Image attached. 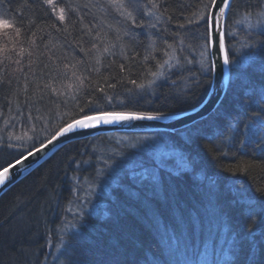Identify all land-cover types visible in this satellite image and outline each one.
Listing matches in <instances>:
<instances>
[{
    "label": "trees",
    "instance_id": "obj_1",
    "mask_svg": "<svg viewBox=\"0 0 264 264\" xmlns=\"http://www.w3.org/2000/svg\"><path fill=\"white\" fill-rule=\"evenodd\" d=\"M212 2L0 0V170L88 115L197 106ZM263 6L231 3L210 115L69 142L0 195V264H264Z\"/></svg>",
    "mask_w": 264,
    "mask_h": 264
},
{
    "label": "water",
    "instance_id": "obj_2",
    "mask_svg": "<svg viewBox=\"0 0 264 264\" xmlns=\"http://www.w3.org/2000/svg\"><path fill=\"white\" fill-rule=\"evenodd\" d=\"M232 1L233 0H225V2L228 3L229 6L228 8L224 9V14L222 18L220 17L219 11L220 8L223 7V5L221 4V0H213L211 4L208 18L209 41L217 38L218 36L219 40L223 42L224 50L221 51L219 44H216L214 46H210L209 44V54L212 65V81L209 91L207 92L205 98L197 106L183 112L167 115L134 113L137 115L158 117L157 119L151 120L133 119L116 123H96L94 121L88 122V127L77 126L72 131L65 132L63 135H58L61 132V129L48 140L43 142L41 145L27 151L17 160L4 167L9 169V173L4 183L0 184V195H2L13 184L22 179L33 169L43 163L46 159L52 156L58 149H60L62 146L66 145L69 142L105 132L155 134L159 131H176L210 115L222 101L230 80V67L229 63H224V55L225 53L227 54L225 43V21ZM217 19H219L221 25V30L219 32L214 27ZM100 114L104 113H98L88 116ZM85 117L78 120H82ZM74 122L70 124H73ZM49 141H51V143H49ZM37 149H39V151H37ZM29 153H31V155H29ZM17 161H21V163L17 164ZM3 169H1L0 171H3Z\"/></svg>",
    "mask_w": 264,
    "mask_h": 264
},
{
    "label": "snow or ice",
    "instance_id": "obj_3",
    "mask_svg": "<svg viewBox=\"0 0 264 264\" xmlns=\"http://www.w3.org/2000/svg\"><path fill=\"white\" fill-rule=\"evenodd\" d=\"M221 4L223 5L222 8H220V17H223L224 14V9L228 8V3L225 2V0H221ZM61 19L63 17L61 16ZM5 27H8L7 22L5 21ZM214 27L217 29L219 32L221 30V25L219 22V19L216 20ZM210 46H214L216 44L220 45L221 51L224 50L223 48V42L219 40V37L210 40L209 41ZM224 63L227 64L229 63L228 55L225 53L224 55ZM158 117L156 116H144V115H137L134 113H104L100 115H94V116H86L82 120H77L73 124H69L66 128H63L61 132L58 135H63L65 132L72 131L74 128L77 126L79 127H88L89 123L88 122H96V123H116L120 121H127V120H133V119H157ZM51 143V141H49ZM39 151V149H37ZM31 155V153H29ZM21 163V161H17V164ZM9 173L8 168H4L3 171H0V184H3L4 181L7 179Z\"/></svg>",
    "mask_w": 264,
    "mask_h": 264
},
{
    "label": "rangeland",
    "instance_id": "obj_4",
    "mask_svg": "<svg viewBox=\"0 0 264 264\" xmlns=\"http://www.w3.org/2000/svg\"><path fill=\"white\" fill-rule=\"evenodd\" d=\"M0 25H1V22H0ZM254 27H257V28H263L264 27V6L260 10L258 18L255 21ZM149 148H150V150L155 151V153L158 155L160 153H164V152L168 151V149L170 150V148L168 146L164 145L163 143H161L158 140L151 142V145ZM71 209H73V207ZM67 225L69 227L71 225V223L69 222Z\"/></svg>",
    "mask_w": 264,
    "mask_h": 264
}]
</instances>
